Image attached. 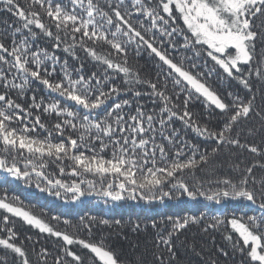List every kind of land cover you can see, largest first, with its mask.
Listing matches in <instances>:
<instances>
[{
    "label": "snow or ice",
    "instance_id": "obj_1",
    "mask_svg": "<svg viewBox=\"0 0 264 264\" xmlns=\"http://www.w3.org/2000/svg\"><path fill=\"white\" fill-rule=\"evenodd\" d=\"M0 11L14 18L0 28V183L72 204L97 196L113 205L203 201L264 213V0H0ZM144 53L154 71L139 64ZM88 63L95 70L85 74ZM213 75L248 95L219 92ZM244 153L259 159L246 164ZM32 207L0 190V264H147L143 253L124 259L108 242L102 229H122L121 220L72 224ZM13 218L58 242L55 255L38 240L29 248ZM129 223L136 235L149 228ZM150 227L152 264H183L177 241L202 264H219L203 239L217 232L241 264H264V214L165 216Z\"/></svg>",
    "mask_w": 264,
    "mask_h": 264
},
{
    "label": "trees",
    "instance_id": "obj_2",
    "mask_svg": "<svg viewBox=\"0 0 264 264\" xmlns=\"http://www.w3.org/2000/svg\"><path fill=\"white\" fill-rule=\"evenodd\" d=\"M5 21L13 22L14 18L11 14L0 11V28L7 27ZM182 23V21L180 22ZM41 46L51 47L49 41H47L44 37H40L37 41ZM58 55L61 58H64V53L59 52ZM83 55V53H81ZM69 63L74 64L75 62L69 58ZM139 64L145 68V71H154V63L147 55L144 53L139 61ZM209 67H211V62H209ZM95 70L92 64L88 63L85 66V74H89L91 71ZM209 83L215 87L219 92L225 93L227 91H232L234 93H239L241 96H247L248 93L242 88V86L238 85L235 80H217L216 76L210 79ZM37 87V95H47L46 92L43 91L42 86ZM145 103H147L148 98H141ZM261 101L259 96L257 97V104ZM23 103V101H22ZM192 108L197 113H203V109L199 104H193ZM218 113V110H217ZM217 113H213L211 117H209V121L211 124H217L220 120V117ZM46 122L51 123L47 117H42ZM178 129L182 127L180 122H176L175 125ZM248 125H245L247 128ZM181 135L185 136L190 141L199 142L198 138L190 130H183ZM259 137L256 138L257 143H259ZM244 162L246 164H250L255 160H258L259 157H255L249 153H244L243 155ZM3 180V177L0 176V181ZM7 189L10 194H14L20 198L24 202V204L32 207V211L37 215H43V218L49 220L52 216L61 217V221L63 219L69 220L72 224H78L81 218H87L91 216L97 217V219H108L110 222H114L115 220H121L123 224V228H119L113 224V228L109 229L104 227L102 231L105 234H109L108 242L116 248L122 255L124 259H133L138 254L143 253L147 264H152L153 257L151 255L152 252V241H153V230L150 227L152 220L159 221L162 217L165 216H181V215H193V214H201L208 213L209 215L215 214L217 216H222L226 213L235 212L237 214L247 213L249 215H262L259 209L254 206L248 205H240L237 203H225L222 205L213 206L208 204L207 202L201 201L199 204L195 202L188 201L184 203L183 201H167L166 203H156L153 205L145 204L144 202H121L120 204L113 205L111 202L105 204L104 199L102 197L92 196L86 197L83 199V202H78L75 204L65 203L62 200L55 199L52 196H49L45 193H40L34 187H26L22 182L8 180L6 183H0V190ZM15 220V231L19 234L20 238L25 240L26 245L30 248L32 243L35 241H39L37 247H47L50 249L55 255L56 249L59 247V243L55 242L53 238L44 239L42 235H38L36 230L31 229L29 226L25 225L22 221L13 218ZM137 219L144 224H149L148 230L142 231L139 235L130 231V221L136 222ZM53 224H57L56 221H51ZM61 230L64 229V225L62 222L58 225ZM72 231V229H69ZM101 229H93L94 239L100 238ZM193 232L199 233L198 229H193L188 232L187 238L191 240L193 238ZM122 233V234H117ZM123 234L127 235V239L123 238ZM28 236L32 237L31 241H28L26 238ZM213 237L215 243L213 244ZM197 241H199L202 237L197 234L195 237ZM183 240L184 237H181ZM204 243L207 250H210L212 253L216 254V258L219 260V264H241V260L243 259L239 253H233L231 245L228 241L224 240L223 236L217 232L209 234L203 237ZM134 244H139L138 248H133ZM199 247V244H198ZM223 248L228 256L225 257L222 254L218 253V249ZM177 251L178 254L183 261V264H202L200 257L193 255L190 251H188L184 247H180V242L177 241ZM81 254L85 255L86 250H81ZM208 252H205V258H207ZM49 264H51V259L49 260Z\"/></svg>",
    "mask_w": 264,
    "mask_h": 264
}]
</instances>
